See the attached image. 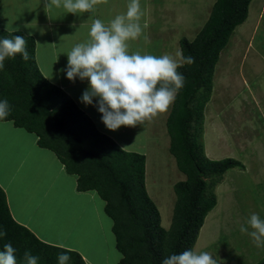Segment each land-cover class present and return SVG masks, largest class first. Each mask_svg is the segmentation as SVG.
<instances>
[{"label": "trees", "instance_id": "1", "mask_svg": "<svg viewBox=\"0 0 264 264\" xmlns=\"http://www.w3.org/2000/svg\"><path fill=\"white\" fill-rule=\"evenodd\" d=\"M252 1L217 0L195 39L180 41L182 61L192 57L194 62L178 69L185 83L167 119L170 153L187 177L174 186L177 201L170 229L162 226L160 210L147 191L146 156L122 149L96 128L63 89L46 79L37 64L33 37L0 29V37L25 36L30 55L28 61L19 55L7 59L0 70V99L11 105L10 116L0 122H12L34 134L38 146L53 152L66 173L77 178L78 192L97 193L113 221L116 248L122 255L119 264H161L172 253L193 249L206 217L217 205L210 186L241 166L232 159L210 161L199 138L221 54L235 30L247 21ZM0 228L7 233L0 239V250L11 243L18 264H25L26 251L40 257L39 264H58L61 252L71 257L70 264H87L78 252L43 242L19 223L1 186Z\"/></svg>", "mask_w": 264, "mask_h": 264}, {"label": "rangeland", "instance_id": "2", "mask_svg": "<svg viewBox=\"0 0 264 264\" xmlns=\"http://www.w3.org/2000/svg\"><path fill=\"white\" fill-rule=\"evenodd\" d=\"M198 1L200 2L197 9L198 11L201 9V11L198 12L199 17L196 15L197 22L203 21L204 24L213 4L209 7V11H206L205 0ZM208 1L211 3L215 0ZM19 7L16 0H5L2 7L0 6V14L3 19L9 18L7 21L24 27V23L21 22L31 19V13L29 10L25 11L28 9L26 4ZM33 7L42 20L45 16L46 6L43 5L41 10V5L36 3ZM48 8V12L52 13V15L49 13L48 18L56 17L64 20L72 16L66 11L65 14L59 13L60 7L55 5L48 6ZM197 9L195 8L193 12L190 11L194 16L188 15L192 16L188 21L196 19ZM196 30L197 28L187 31L190 33H187L188 36L185 34L186 32H183L182 35L192 41L196 36ZM237 34L223 51L216 67L212 98L205 109L204 124L199 140L205 156L210 161L232 159L241 166L227 171L216 185L210 186L209 193L216 196L217 205L206 217L194 248L197 251L210 253L216 259L217 264H259L264 260V246L257 247L252 238L247 233H242L240 228L248 226L247 221L253 213L264 218V88L260 89L255 85L259 82L261 86H264V72L257 74L251 69L259 59L255 58V55L251 53V48L247 47L251 41L253 47L257 49L258 46L264 45V22L262 28L257 30L253 40L248 36L244 38L245 36L240 34V30L238 36ZM155 35L157 34L155 33ZM154 39L159 41L157 36ZM171 47L175 49L173 50L175 54L180 53L179 60L182 62L179 45L172 43ZM150 49L157 51L151 54L156 55L158 52L167 51L169 45H163L161 42L159 45L150 46ZM138 50L142 55L146 54L142 53L144 46L138 45ZM261 51L264 54V51ZM40 64L42 65V63ZM243 76V80L249 81L251 87L255 88L254 92L257 89L259 91L256 104L252 102L251 88L242 87L240 89L236 86L241 82ZM79 89L76 88L74 91L81 98L82 94L80 95ZM79 100L82 105L80 109H84L86 115L94 123H99L100 126L97 127L102 133L108 134L123 149L146 156L147 191L160 210L162 226L170 229L177 201L174 186L187 179L186 175L178 169L176 159L170 153L167 119L173 104L166 112L145 122L144 125L138 124L131 127L126 133H119L117 130L112 131L102 125L101 114L98 111H93V115L87 113L89 108L92 110L96 107L86 106L81 102V99ZM38 152L40 154L37 156L41 157L39 161L42 162L44 154L51 156V159L44 163L37 162L38 166L36 161L21 165L16 163L15 167L10 165L3 168L0 166V180H3L4 177L7 179L14 177L11 178L8 194L11 202H16L13 205L16 216L21 221L27 218V223L34 228L40 239L49 240L50 238L55 243H65L75 247L74 251H78L82 257L86 256L89 264H119L122 255L116 248V239L112 231L113 221L102 208L105 203L97 195L94 196V199L87 197L91 192H78L83 194L81 198L90 201L91 205L87 200L81 203L75 201L74 206L78 208L82 206L81 210L74 207L64 209L63 207L68 202L73 201L72 197H75L73 188L77 186V178L65 173L68 175L65 181L63 172H61L62 164L57 156L46 149L40 148ZM46 163L55 165L54 169L49 170L51 166H47ZM32 167L37 170L35 175L37 178L41 177L42 183H29L28 174L29 172L33 173L30 171ZM12 169L15 172L13 171L14 173L11 175ZM56 174L62 177L53 176ZM46 190L48 199L43 198V192ZM52 195L54 201L50 199ZM92 201L95 202L92 203ZM60 211L64 212L66 216H63ZM249 230L251 231V229ZM68 235L70 237H67Z\"/></svg>", "mask_w": 264, "mask_h": 264}, {"label": "clouds", "instance_id": "3", "mask_svg": "<svg viewBox=\"0 0 264 264\" xmlns=\"http://www.w3.org/2000/svg\"><path fill=\"white\" fill-rule=\"evenodd\" d=\"M45 3L47 7L55 5L66 13L78 15L91 13L97 0H45ZM144 15L140 0H128L124 14L116 15L107 24L95 19L89 30V39L75 44L67 53L68 63L63 70L67 79L88 82L81 102L96 107L102 123L112 131L122 126L144 125L166 112L184 87L185 77L178 69L185 63L194 62L192 57H184L181 62L168 54L130 53L129 41L141 36L147 41L144 30L148 24L146 21L141 24ZM17 55L24 61L30 59L26 37H0V70L7 59H15ZM176 56L180 57V53L177 52ZM10 114L9 101L0 99V121L6 120ZM247 225L240 231L247 233L257 247L264 246V218L253 213ZM6 235V231L0 228V239ZM16 252L11 243L4 244L0 250V264H18ZM39 260L40 257L30 251L24 253L25 264H39ZM57 260L58 264H70L71 257L61 252ZM161 264H217V261L210 253L193 248L179 254L172 253Z\"/></svg>", "mask_w": 264, "mask_h": 264}, {"label": "crops", "instance_id": "4", "mask_svg": "<svg viewBox=\"0 0 264 264\" xmlns=\"http://www.w3.org/2000/svg\"><path fill=\"white\" fill-rule=\"evenodd\" d=\"M216 1L217 0L210 3V1L205 0V7H206L205 10L206 11H209L208 10L209 7L211 6V4H213L209 11V14H208L209 16H210L211 10L214 7ZM4 2L5 0H0L1 7H2V3ZM16 2L18 6H20L19 8H21L23 4H26L28 9H26L25 11L27 10L30 11L31 19L21 22V23H24V27H22L19 24H14L12 21H7L9 18L3 19L2 15L0 14V29L6 32H9V33L22 32L28 37H33L37 44V48H36L37 49L36 50L37 64L42 74L52 84L63 89L75 101V103L81 108L82 105H80V100H79L80 96H78L77 92H75L74 90L76 88H80L79 89L80 95L83 94V92L88 88V82L87 81L82 82L78 78L75 82L67 79L66 74L63 71L66 68L67 63H68L67 53L72 49V47L75 44L87 41L89 39V30L95 19H101L104 23L107 24L116 15L124 14L127 11L128 0H97V3L91 13H79L78 15L68 13V14H72V16L67 17V19L65 18L64 20L56 18V17L54 18L47 17L49 16L50 12H48L49 8L47 7L45 0H16ZM140 2H141V8L145 13V15L141 19V24H143L145 21L148 24V27L144 30V35L147 36V41H145L144 36H141L135 41H129V52L130 53L137 52V51L141 52L140 50H138V45H142L144 46V51H142V53L151 55L152 53H155L157 51L150 49V46H156V45H159L161 42H163V45L165 44L169 45V49H167V51H164V52H158L156 53L155 56H161V55L168 54V55L173 56L174 58L179 59V57L176 56L175 51H173L175 49L171 47L172 43L179 45V49H180V41L182 38H184L182 35L183 32H186L185 34L188 36L187 33L189 32L187 31H192L197 28L196 30V36H197L201 28L205 25V23L209 19V16L207 15L208 17L205 20L204 24L202 23L203 21L197 22L198 21L197 16L199 17L198 12L200 13L201 11V9L199 11L197 9L198 7L197 5L200 2V1L197 2V0H140ZM36 3H39L41 5V10H42L43 5L46 6L45 16L42 18V20H40L37 10L33 7L34 5H36ZM195 8L197 9L196 10L197 13L195 14V16L197 15L196 19L194 21H188L190 17L194 16V14H191L190 11L193 12ZM61 12L65 14L64 13L65 10L62 7H60L59 9V13ZM50 14L52 15V13ZM188 15H192V16H188ZM263 22H264V0H253L249 7V15H248L247 21L235 30L230 40V43L232 42L233 37L237 34V31H238L237 36L239 35V30H240V34L242 36H245L244 38L248 36V37H251V39L253 40V37L256 34L257 30L262 28ZM73 25H75V27H73ZM155 33L157 35H155ZM155 36L159 38V41H156L155 39L153 40ZM247 47L248 49L251 48L252 50L251 53L255 55V58L259 59L257 63H254V66H252L251 69L257 72V74L263 73L264 72V54L261 50L264 51V45H262V47L258 46V49H257L253 47L252 41H251V43H249ZM259 57L261 58L262 61L260 60ZM39 62L42 63V65ZM243 79H244V76L242 77L241 82H239L238 85L236 86L240 87V89L242 87L251 88L252 89L251 92L253 96L252 102L257 103L258 97H259L257 93L259 92L258 89L256 92H254L255 88L251 87V83H249L248 80H247L248 82H245V80ZM255 85L257 88H260V89L261 87L264 88V86H261L259 82H257ZM242 90L245 92L244 89ZM82 110L86 113L84 109ZM93 111L96 112L97 108L92 109V110L89 108L87 113L89 115L91 114L93 115ZM94 124L96 125V128L98 129L97 126H100L99 123L95 122ZM102 125L104 124L102 123ZM130 128L131 126H128V127L122 126L117 131L119 133H124V132L126 133L127 130H129ZM22 130L16 128L12 122H0V166H3V168L6 166H10V165L12 167H15L17 165L16 163H20L19 165H21V164H24L30 161H36L35 163L38 166V163H44V161L48 162L51 159V156H48V154H44L42 156V162L39 161L41 157L37 156V154H40L38 152L40 149L38 146V138L34 134H30L28 132H25V130L24 131ZM98 130L102 132L100 129ZM128 151L134 152L130 150ZM32 157H34V159H32ZM46 165L51 166L49 170H53L55 166V165L54 166L50 165L48 163H46ZM13 171L15 172V170L12 169V171L10 172L11 175L14 173ZM30 171H32L33 173L29 172L28 174L29 183L30 184L36 183V182L42 183L41 182L42 180L40 179L41 177L37 178V176L35 175L37 170H35V168L32 167ZM61 172H63V176H64L63 178H65V181H66L68 175L65 174L66 171L63 165L61 167ZM53 176L62 177L59 174H56ZM11 178H14V177L12 176ZM11 178L7 179L6 177H4L3 180H0V186L3 188V190L5 191L7 195L8 203L14 215V218L19 223L27 226L32 232L35 233L34 228L30 227L29 223H27L28 221L27 218L24 220L22 219L21 221V219H19L16 216V213L13 209V205H15L16 202L12 203L11 198L9 197V194H8L9 184L11 183V180H12ZM76 187L73 188V192L75 193V197H72L73 201H71L70 203L68 202L66 206L63 207L64 209L74 207L75 209L77 208L81 210L82 206L78 208L74 206V202L77 201L78 203H81L82 201L87 200V199L81 198L83 197L81 196L83 194L78 193ZM47 190L43 192V198H46V199H48ZM95 195L97 194L88 193L87 197H90V199H94ZM50 199L54 201L53 195H52V198ZM93 202L95 201H92V203ZM72 203H73V206H71ZM88 204L91 205V202L88 201ZM104 207H105V204L102 206V208L104 209ZM93 213H94V216L96 217L95 212ZM62 214L63 216H66L64 212H62ZM67 237H70V236L68 235ZM40 240L48 244L65 247L71 250H76V248L71 246L70 244L57 243V242L55 243V241L54 242L51 241L50 238L49 240L44 239V238ZM83 258L86 261V263L89 264L88 258L86 256H83Z\"/></svg>", "mask_w": 264, "mask_h": 264}, {"label": "bare ground", "instance_id": "5", "mask_svg": "<svg viewBox=\"0 0 264 264\" xmlns=\"http://www.w3.org/2000/svg\"><path fill=\"white\" fill-rule=\"evenodd\" d=\"M249 146V145H248Z\"/></svg>", "mask_w": 264, "mask_h": 264}]
</instances>
